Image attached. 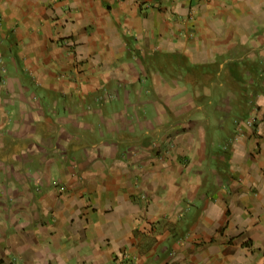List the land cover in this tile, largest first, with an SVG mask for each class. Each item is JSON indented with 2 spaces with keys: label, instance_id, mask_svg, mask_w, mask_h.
Masks as SVG:
<instances>
[{
  "label": "crops",
  "instance_id": "obj_1",
  "mask_svg": "<svg viewBox=\"0 0 264 264\" xmlns=\"http://www.w3.org/2000/svg\"><path fill=\"white\" fill-rule=\"evenodd\" d=\"M0 264H264V0H0Z\"/></svg>",
  "mask_w": 264,
  "mask_h": 264
}]
</instances>
